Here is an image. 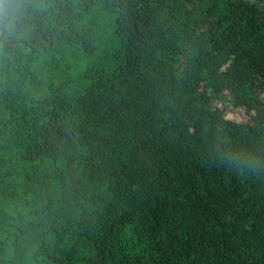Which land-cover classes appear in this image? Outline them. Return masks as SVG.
<instances>
[{"label":"trees","instance_id":"trees-1","mask_svg":"<svg viewBox=\"0 0 264 264\" xmlns=\"http://www.w3.org/2000/svg\"><path fill=\"white\" fill-rule=\"evenodd\" d=\"M23 3L0 264H264V0Z\"/></svg>","mask_w":264,"mask_h":264},{"label":"clouds","instance_id":"clouds-1","mask_svg":"<svg viewBox=\"0 0 264 264\" xmlns=\"http://www.w3.org/2000/svg\"><path fill=\"white\" fill-rule=\"evenodd\" d=\"M26 15L23 0H12L7 9L4 0H0V50L11 41L24 36L23 24Z\"/></svg>","mask_w":264,"mask_h":264},{"label":"rangeland","instance_id":"rangeland-1","mask_svg":"<svg viewBox=\"0 0 264 264\" xmlns=\"http://www.w3.org/2000/svg\"><path fill=\"white\" fill-rule=\"evenodd\" d=\"M261 100L264 103V94H261ZM211 106L213 108H224L227 109V118L240 120V114L243 112L242 107H231L230 103L224 96L212 97Z\"/></svg>","mask_w":264,"mask_h":264}]
</instances>
